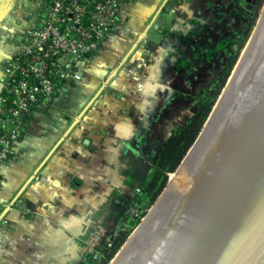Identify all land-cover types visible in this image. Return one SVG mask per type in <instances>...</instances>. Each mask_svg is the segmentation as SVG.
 Wrapping results in <instances>:
<instances>
[{
  "label": "crops",
  "instance_id": "obj_1",
  "mask_svg": "<svg viewBox=\"0 0 264 264\" xmlns=\"http://www.w3.org/2000/svg\"><path fill=\"white\" fill-rule=\"evenodd\" d=\"M51 1L0 0V77ZM198 13L195 0H124L81 79L33 109L0 160V264H83L117 234L137 185L121 148L138 161L172 130L165 117L192 75L180 70L179 36L200 26Z\"/></svg>",
  "mask_w": 264,
  "mask_h": 264
},
{
  "label": "water",
  "instance_id": "obj_2",
  "mask_svg": "<svg viewBox=\"0 0 264 264\" xmlns=\"http://www.w3.org/2000/svg\"><path fill=\"white\" fill-rule=\"evenodd\" d=\"M254 28L171 180L109 264H264V3Z\"/></svg>",
  "mask_w": 264,
  "mask_h": 264
},
{
  "label": "built area",
  "instance_id": "obj_3",
  "mask_svg": "<svg viewBox=\"0 0 264 264\" xmlns=\"http://www.w3.org/2000/svg\"><path fill=\"white\" fill-rule=\"evenodd\" d=\"M123 1L52 0L46 7L31 44L17 52L0 77V160L14 153L33 109L50 100L60 83L81 79L84 62L110 35ZM144 210L134 203L129 221L137 225ZM90 253L93 261L101 257L99 250Z\"/></svg>",
  "mask_w": 264,
  "mask_h": 264
},
{
  "label": "rangeland",
  "instance_id": "obj_4",
  "mask_svg": "<svg viewBox=\"0 0 264 264\" xmlns=\"http://www.w3.org/2000/svg\"><path fill=\"white\" fill-rule=\"evenodd\" d=\"M195 1L198 11H200V13L197 14L200 15L201 19V21L198 19L197 22V24H200V26L196 28H190L186 34L179 36V47H181L180 53L182 56L184 55L186 56L185 58H187L186 62L180 58V70H183L184 73H186L185 76H189V71L191 70L192 75L189 76V79H186V84H184V80L181 79L182 102L180 103L177 101L174 111L165 117L168 121V124L171 123L172 130L188 119V117L196 108L199 97L203 92H206L205 94L208 95L210 89H215L217 86L216 81L220 71L226 65V56H229V60L233 58L237 59L238 54L249 41V38L255 29L254 27L256 21L259 17V14L261 13L262 5L264 3V0ZM200 6H202V9ZM177 57H179V55H177ZM179 83L180 81H175L171 86L176 85L177 87ZM176 87H172V89L176 91ZM223 87L219 93V96H217L215 100L213 108L220 97ZM166 94L168 95V92ZM172 130H170L168 133L170 134ZM168 133L166 136H164L162 133L157 132L156 136L159 137H155V142L157 144L154 146V151L151 150L152 153H150V155L147 153L146 155L140 157L138 161L134 158V156H131L129 153L125 152L123 148H121L123 152V161L121 162L124 172L123 174L133 175L131 183L132 185L137 184L133 187V195L128 201H126L124 211L122 212L123 222L121 228L127 229L129 231L125 241H127L129 236L138 225H136L135 222L129 221V208L134 203L140 205L141 208L146 206L143 214L145 216L149 208H151L155 202L154 201L151 205L148 204L146 197L141 193L137 195L135 190L138 187L140 188L139 183L149 175L153 162L152 159L153 157L156 159L163 141L169 135ZM172 174L174 175L173 172L168 174L167 181L172 177ZM110 200H108L109 203ZM91 249V252L97 250V248L94 247ZM87 254L91 256L90 252L86 253L85 256Z\"/></svg>",
  "mask_w": 264,
  "mask_h": 264
},
{
  "label": "trees",
  "instance_id": "obj_5",
  "mask_svg": "<svg viewBox=\"0 0 264 264\" xmlns=\"http://www.w3.org/2000/svg\"><path fill=\"white\" fill-rule=\"evenodd\" d=\"M235 61V58L226 61L225 67L220 71L217 78V86L215 85V89H210L208 95L205 94L206 92H203L199 97L196 108L188 119L173 129L163 141L156 159L152 162L149 175L139 183L141 194L146 197L148 204L151 205L156 200L166 184L168 174L176 169L197 137ZM121 227L117 234L108 238L111 242L110 246H107L106 241L97 248L101 253V257L97 261H93L90 255L87 254L85 260H83V264H108L127 238L129 231Z\"/></svg>",
  "mask_w": 264,
  "mask_h": 264
},
{
  "label": "bare ground",
  "instance_id": "obj_6",
  "mask_svg": "<svg viewBox=\"0 0 264 264\" xmlns=\"http://www.w3.org/2000/svg\"><path fill=\"white\" fill-rule=\"evenodd\" d=\"M253 34V33H252ZM252 36V35H251ZM251 36H250V38H251ZM250 38H249V40H250ZM248 43V42H247ZM247 43H246V45H247ZM246 45L243 47V49L241 50V52L238 54V57H237V59H236V61H235V64L233 65V68H232V70H231V72H230V75H229V77H228V79H227V83L229 82V80H230V78H231V76H232V74H233V71H234V69H235V67H236V65H237V63H238V61H239V59H240V56H241V54L243 53V51H244V49H245V47H246ZM226 85V84H225ZM224 89V88H223ZM222 91H224V90H222ZM221 96V95H220ZM216 104H217V102H216ZM216 104H215V106H216ZM215 106H214V108H215ZM213 108V109H214ZM212 109V110H213ZM212 110H211V112H212ZM211 112H210V114H211ZM173 173H175V172H173ZM171 176H173V174L171 175ZM172 178V177H171ZM171 178H170V180H171Z\"/></svg>",
  "mask_w": 264,
  "mask_h": 264
},
{
  "label": "flooded vegetation",
  "instance_id": "obj_7",
  "mask_svg": "<svg viewBox=\"0 0 264 264\" xmlns=\"http://www.w3.org/2000/svg\"><path fill=\"white\" fill-rule=\"evenodd\" d=\"M185 57H186V56L183 55L182 60L186 62V59H187V58H185ZM228 57H229V56H226V58H225V62H226L227 60H229Z\"/></svg>",
  "mask_w": 264,
  "mask_h": 264
}]
</instances>
